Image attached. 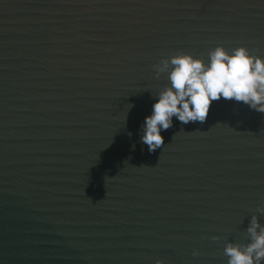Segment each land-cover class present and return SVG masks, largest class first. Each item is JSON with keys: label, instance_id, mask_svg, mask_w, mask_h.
<instances>
[{"label": "water", "instance_id": "1", "mask_svg": "<svg viewBox=\"0 0 264 264\" xmlns=\"http://www.w3.org/2000/svg\"><path fill=\"white\" fill-rule=\"evenodd\" d=\"M217 46L264 58V0H0V264H228L264 225V113L141 142L154 65Z\"/></svg>", "mask_w": 264, "mask_h": 264}, {"label": "clouds", "instance_id": "2", "mask_svg": "<svg viewBox=\"0 0 264 264\" xmlns=\"http://www.w3.org/2000/svg\"><path fill=\"white\" fill-rule=\"evenodd\" d=\"M207 55L205 63L202 58L181 51L154 65L157 76L161 72L168 73L170 85L158 93L151 115L145 117L141 128V142L147 145L149 152L164 145L161 132L173 126V117L183 124L203 123L211 104L221 98L242 102L264 113V58L250 54L243 46L232 49L231 53L217 46ZM257 211L264 214V208ZM246 237L247 243L225 245L228 264L264 262V225L255 215L246 229ZM192 255H199V252L193 251ZM156 264L164 262L158 259Z\"/></svg>", "mask_w": 264, "mask_h": 264}]
</instances>
